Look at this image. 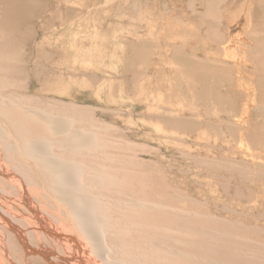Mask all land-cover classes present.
I'll list each match as a JSON object with an SVG mask.
<instances>
[{
  "label": "rangeland",
  "instance_id": "rangeland-1",
  "mask_svg": "<svg viewBox=\"0 0 264 264\" xmlns=\"http://www.w3.org/2000/svg\"><path fill=\"white\" fill-rule=\"evenodd\" d=\"M262 1L0 0V45L9 49L0 55V88L87 106L81 121L105 127L100 135L113 144L84 167L130 171L128 195L169 207L112 204L111 235L135 254L127 262L242 264L247 251L264 264V117L253 112L264 109V37L252 32L264 27ZM36 75L51 88L25 89ZM1 152L2 163L22 165L18 152ZM112 188L103 189L109 198ZM13 221L29 232L31 224ZM1 230V264H38L17 233ZM31 233L30 243L42 237ZM43 246L61 253L52 240ZM61 254L54 258L68 264Z\"/></svg>",
  "mask_w": 264,
  "mask_h": 264
},
{
  "label": "bare ground",
  "instance_id": "bare-ground-1",
  "mask_svg": "<svg viewBox=\"0 0 264 264\" xmlns=\"http://www.w3.org/2000/svg\"><path fill=\"white\" fill-rule=\"evenodd\" d=\"M259 13L264 16V1L259 4ZM201 22L205 24L203 20ZM252 32L254 35L264 37L263 26L253 29ZM7 50H9L7 45H0V55ZM3 58L2 55L1 60ZM35 77L38 79V84L31 85L25 89L38 92L39 90H43L41 88L44 87L51 88V80L42 81L39 75ZM6 83L2 82V87L0 88V154H2L1 150L6 151L8 155L18 152V155L21 157V161L19 160V162L23 163L21 165L13 157L17 163L14 162L13 165H10L13 159L11 158L12 156H9L12 160L9 159L11 161H7V158L6 161L10 163L3 161L6 162L4 164L1 159L2 155H0V236L4 237L1 234L2 226L17 233L19 238H22V244H25L24 253L27 255V259L32 260L33 263L62 264L54 258L56 253L51 250H45L43 246L44 241L51 242L52 240L62 248L60 249L61 253H66L63 256L67 255L65 259L68 264H131L127 262L125 257H128V255L133 257L135 254L133 255L132 252H130L131 254H127V251L123 249V245L125 244L119 245V241L111 235V232L115 231V227L110 217L109 211L111 210L109 208L112 207L113 203L118 204L123 209L149 208L161 210L169 207L151 198L154 196H137L134 193L128 195L130 187L127 185H135V179L130 180L127 178L130 171L127 173L111 165L108 168L100 167L102 164L100 166L90 164L84 167V158L90 159L96 157L99 147L105 146L108 143L104 139L105 136L100 135V132L105 127L95 124V121H89L90 123L86 125L79 118L85 117L84 115L88 112L87 106L74 103L73 101L68 103L49 97H43L49 103L42 102L41 100L35 102L33 97L27 96L29 92H19L17 89L6 91L7 87L11 88V85L9 84V86ZM253 112L254 115H263L264 117V109L262 108L256 107ZM108 140L109 142L112 141L111 139ZM111 143L113 144V142ZM111 143H108V145ZM113 146L116 147V145ZM101 153L103 154L102 157H116L114 153L106 151ZM17 164L25 170L21 171ZM14 165L20 170L14 168ZM9 167L10 169L13 167L16 171L10 170ZM125 168H127V165ZM35 175L38 176L36 178L37 181L35 179L32 181L31 179L26 182L28 184L33 183L36 185L35 188L30 187L28 184H23L25 182H21L20 178V180L18 179V176L31 178ZM19 184H23L24 186ZM33 184L31 185L34 186ZM115 185L116 189L114 193H116V196L109 198L106 196L107 191L103 189L107 187L113 191L112 187H115ZM18 186L21 188L18 189ZM46 202L48 204L44 205ZM49 206H53L55 211H51L52 209L50 210ZM13 219L31 224H26L28 226L27 231L38 233L39 236H42L40 240L38 239L39 241L36 243L34 241L30 243L28 239L32 240L34 237L36 239V235H32L34 233L28 235L29 232H24ZM118 225L120 224H115L116 227ZM124 231L121 230L117 234L124 233ZM191 251L194 253V250ZM237 252H234V254H238ZM61 253L59 255L56 254L59 259L60 255H62ZM140 255L139 257L141 258L142 256ZM240 258L242 259L239 263L244 264L248 262L255 264L253 260H250L252 259V253L246 251ZM24 259L22 258L21 261L25 262ZM231 261L236 262L235 260Z\"/></svg>",
  "mask_w": 264,
  "mask_h": 264
}]
</instances>
